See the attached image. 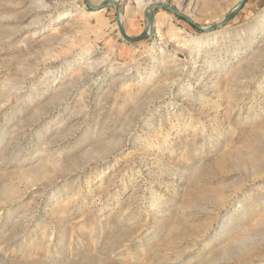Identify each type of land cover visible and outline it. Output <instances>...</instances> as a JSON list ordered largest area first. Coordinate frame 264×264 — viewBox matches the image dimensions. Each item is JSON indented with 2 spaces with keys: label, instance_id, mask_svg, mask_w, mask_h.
<instances>
[{
  "label": "rangeland",
  "instance_id": "374dc122",
  "mask_svg": "<svg viewBox=\"0 0 264 264\" xmlns=\"http://www.w3.org/2000/svg\"><path fill=\"white\" fill-rule=\"evenodd\" d=\"M241 1L0 0V264H264V0L208 30Z\"/></svg>",
  "mask_w": 264,
  "mask_h": 264
},
{
  "label": "bare ground",
  "instance_id": "6f19581e",
  "mask_svg": "<svg viewBox=\"0 0 264 264\" xmlns=\"http://www.w3.org/2000/svg\"><path fill=\"white\" fill-rule=\"evenodd\" d=\"M122 1L123 0H118V2L120 3L119 5H121V3H122ZM143 2V0H135V3H136V6L137 7H139L140 5H141V3ZM157 2V1H156ZM156 2H153V4L154 3H156ZM151 4V3H150ZM45 8V7H44ZM125 9V8H124ZM189 9V8H188ZM131 8H129L128 6L126 7V13H131ZM163 21V20H162ZM161 21V22H162ZM160 22V21H159ZM166 22V21H165ZM161 24V23H160ZM156 27V26H155ZM163 27H164V25H163ZM162 27H160V26H158V29L156 30L157 32L161 29ZM149 29V28H148ZM180 31V30H179ZM247 31L249 32V34H251V36L253 37L254 35H255V33L257 34V32L258 33H260L261 35H260V37H263V35H264V11L261 13V14H259L257 17H256V19L254 20V22L252 23V24H250L249 26H248V28H247ZM147 32H149V30L147 31ZM162 32V31H161ZM158 34V33H157ZM181 34H183L184 35V33H182L181 31H180V35ZM217 35V32H212L211 34H210V36L211 37H215ZM188 39H185L184 41H183V46L184 47H192L193 49H197L198 51H200L199 49L201 48V45H203V44H205V43H208V41H209V37L207 36V35H198V36H186ZM260 37L258 38L259 40H260ZM252 44H253V39L252 38H250V40L248 41V43H246L245 44V46H247V47H253L252 46ZM259 54H260V56H264V47L261 49V50H259ZM197 57V56H196ZM207 65V64H206ZM210 65V64H209ZM238 66V65H237ZM87 67H89V66H87ZM208 67L209 66H207V67H205V69H208ZM241 67H243V66H241ZM210 68V67H209ZM91 70V69H90ZM89 70V71H90ZM240 70V69H239ZM238 69H237V71H239ZM209 71H210V69H209ZM207 72V71H206ZM234 72V71H233ZM237 73V72H236ZM230 254V253H229ZM85 260V259H84ZM90 260V259H89ZM92 261V260H91Z\"/></svg>",
  "mask_w": 264,
  "mask_h": 264
},
{
  "label": "water",
  "instance_id": "95a60500",
  "mask_svg": "<svg viewBox=\"0 0 264 264\" xmlns=\"http://www.w3.org/2000/svg\"><path fill=\"white\" fill-rule=\"evenodd\" d=\"M244 1H245V0H242V1L240 2V4L237 6V8L234 9V10H233V11H232V12H231V13H230V14H229V15H228V16H227V17H226L221 23L212 26V27L209 28L208 30L211 31V30H213V29H215V28H217V27H220V26L224 25L226 22H228V21L233 17V15L236 13V11L241 7V5H242V3H243ZM146 19H147V24H148V26L151 28V25H152V19H153V11H152V10L150 11V14L147 15ZM149 30L151 31L152 28L149 29ZM119 32H120L122 38H123L125 41H127V42L134 43V42H137V41H138V38H128V37L125 35V33L123 32V30H122L120 24H119ZM144 36H146V33L143 35V37H144Z\"/></svg>",
  "mask_w": 264,
  "mask_h": 264
}]
</instances>
